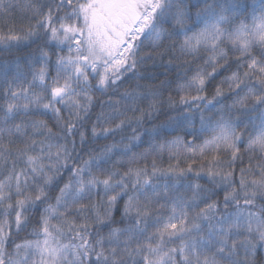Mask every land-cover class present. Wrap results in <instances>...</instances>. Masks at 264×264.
I'll return each instance as SVG.
<instances>
[{"label":"snow or ice","instance_id":"6c2138e0","mask_svg":"<svg viewBox=\"0 0 264 264\" xmlns=\"http://www.w3.org/2000/svg\"><path fill=\"white\" fill-rule=\"evenodd\" d=\"M32 45L0 61V264H255L264 0H0V51Z\"/></svg>","mask_w":264,"mask_h":264},{"label":"trees","instance_id":"16d2710c","mask_svg":"<svg viewBox=\"0 0 264 264\" xmlns=\"http://www.w3.org/2000/svg\"><path fill=\"white\" fill-rule=\"evenodd\" d=\"M36 49V45H32L31 47H23L22 46V51L20 52H12V53H8V52H2L0 51V61H14L16 60L17 58H19L21 61H22V67H24V60L26 59V57L33 53ZM38 54V53H37ZM54 59V58H53ZM166 63V62H165ZM174 67V66H173ZM146 69L148 71H154L156 73V75L159 77V79H155V80H151V79H148V80H142L141 81V84H146V85H159L161 80H164L166 76H168L169 78H174V72H170L166 67H165V64H161V62L159 61V59H157V62H156V65L153 66L151 63H149L147 66H146ZM141 71H145V69H141ZM52 75H54L55 73L52 72L51 73ZM30 79V77H29ZM134 81L133 82H130V84L132 86H134ZM126 87H128L126 85ZM124 91V89L122 88L121 89V92ZM97 96V100H104L106 99V97H101L99 96V93L96 94ZM118 98V97H117ZM100 111L99 107H96L94 109V113H98ZM65 115H67V113H65ZM95 119V115H93V120ZM166 119V116L164 115H159V117L156 119L155 123H161L163 122V120ZM150 124L146 123L145 124V127H149ZM197 126L198 123H197ZM88 127L90 128L91 127V124L89 123ZM140 131H143V128L140 129ZM132 133H131V129H127L125 132H122V133H119L118 135H116L115 139L116 140H119L122 138V136H130ZM89 135H90V132H89ZM174 135H181L183 136V133H175ZM173 136H169L167 137V139H172ZM78 139V138H77ZM145 139V137H142V140ZM186 139H191V137H186ZM113 141L111 139H108V140H103L101 139L99 141V145L98 146H103V144L105 143H112ZM198 142V141H197ZM148 147V144L147 143H144L142 144L140 147H138L136 149V151L140 152V151H143L144 149H146ZM242 154H243V159H244V163L241 164L239 161H237V164H236V171L237 173L239 172V168L240 167H243V166H246L247 165V162H248V155L243 153V149H242ZM222 158L224 159H228L229 157L228 156H225L224 154H221ZM152 162V157H149L147 163L150 165ZM173 163H175V159H173L172 161ZM157 163L158 165L162 166V167H167L168 166V163H169V153L166 151L164 152L162 155H160L158 158H157ZM181 164L182 166H186V164L184 163V159L183 157L181 158ZM196 165H194L195 167ZM201 183H206V178L204 179H201L200 180ZM116 216H117V219L119 218V213L117 212L116 213ZM35 219H38V216H34V220ZM31 232V226L23 233H21L19 235V237H17V242H19L20 240L24 239L25 236H27V234ZM255 264H264V249H258L257 250V254L255 256Z\"/></svg>","mask_w":264,"mask_h":264}]
</instances>
